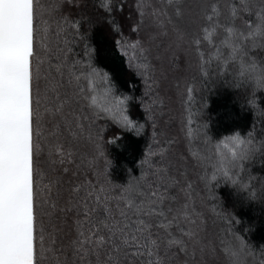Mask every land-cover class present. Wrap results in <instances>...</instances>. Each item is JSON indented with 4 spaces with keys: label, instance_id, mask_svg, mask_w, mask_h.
Masks as SVG:
<instances>
[{
    "label": "trees",
    "instance_id": "16d2710c",
    "mask_svg": "<svg viewBox=\"0 0 264 264\" xmlns=\"http://www.w3.org/2000/svg\"><path fill=\"white\" fill-rule=\"evenodd\" d=\"M51 2L42 0L41 20H47L51 28L45 38L41 24L37 41L39 127L44 140L58 138L73 150L74 163L66 165L69 171L65 174L50 164L47 150L38 161L41 187L49 181H59L52 188L48 203H41L38 208V227L44 230V247L47 249L54 239L62 261L82 264L73 256L70 246L75 237L77 212L59 209L71 206L73 184L90 180L107 187L111 196L119 195L117 189L124 188L134 199H147L159 186L170 198L164 204L165 209L189 204L196 223L182 222V227L196 232L198 242L188 241L185 252L175 249L169 252L170 264H229L223 248L235 247L238 243L235 236L241 237L254 253L247 257V264H261L264 260V148L261 147L264 91L242 81L233 65H221L214 58L217 49L203 40L200 51L205 63L202 67L193 44L202 35L201 28L208 24L204 19L208 5L220 6V20L225 23L228 0H181L182 15L177 16L173 8H167L163 28L156 27L148 16L139 24L137 0H110L111 12L105 10L104 0H71L49 15L47 6ZM151 2L162 7L159 0ZM62 17L78 22L79 27L60 23ZM234 23L243 27L241 19ZM137 24L139 31H132ZM114 25L118 29L114 30ZM58 27L63 28L59 35ZM222 38L223 33L214 37L217 44ZM122 40L128 44L140 41L143 53L139 48L118 46L117 41ZM251 55L264 61V49H257ZM139 62L150 65L147 79L131 67ZM89 63L108 74L114 97L129 98L128 114L142 127L128 131L104 116L93 115L70 75V70L80 72ZM56 64L63 65L60 72L56 71ZM79 86H86V81L81 80ZM106 86L103 82L96 86L98 96ZM62 102L60 113L45 111L46 108L54 110ZM236 133L251 139L258 150L240 167L232 169L238 184L233 185L219 175L212 180L216 143ZM90 134L101 138L105 153L102 159L93 160L96 154ZM113 138L115 142L108 143ZM192 152H199L209 160L202 165L193 158ZM240 185H247V191ZM140 191L144 195L138 198L136 193ZM249 193L254 196L250 197ZM53 201L57 204L55 211L50 207ZM111 207L119 218L116 201L111 202ZM152 221L155 223V218ZM171 231L181 236L175 226ZM40 258L43 264H55L51 255ZM127 259L128 264H138L136 258Z\"/></svg>",
    "mask_w": 264,
    "mask_h": 264
},
{
    "label": "snow or ice",
    "instance_id": "6c2138e0",
    "mask_svg": "<svg viewBox=\"0 0 264 264\" xmlns=\"http://www.w3.org/2000/svg\"><path fill=\"white\" fill-rule=\"evenodd\" d=\"M64 2L71 3V0H52L47 6L48 14L54 15ZM159 2L162 7L154 6L151 0H137L139 24H143L148 16L156 27L163 28L169 7L174 9L175 15H182L181 0ZM103 6L108 12L113 10L110 0H104ZM43 7L42 0H0V264H43L40 257L44 255H51L55 264H66L57 255L54 239L47 249L44 247V230L42 226L38 227V208L41 203H48L52 188L59 183L52 180L43 187L38 183L42 175L38 169L41 154L47 150L50 164L65 174L69 171L66 165L74 163L73 150L58 138L44 140L39 127L41 101L36 89L40 79L37 41L41 24L45 38L51 28L47 20H41ZM120 8L122 10L123 5ZM226 9L225 23H221L222 12L217 3H210L205 11L204 19L208 24L201 28L202 35L193 41L202 67L205 63L200 51L203 40L217 49L214 58L221 65H233L235 74L242 81L264 91V61L251 55L257 49H264V0H228ZM237 19L243 21L242 28L235 25ZM60 23H71L73 28L79 27L78 22H69L66 17H62ZM139 24L132 31H139ZM118 27L114 25V30ZM62 31L63 28L58 27L57 35ZM220 33H223V38L217 44L214 37ZM117 44L139 48L142 53L144 51L140 41L128 44L122 40L117 41ZM222 49L227 50L226 54ZM45 51H48L46 45ZM54 67L60 72L63 65L56 64ZM131 67L147 79L150 69L147 62L134 63ZM70 75L96 118L104 116L117 127L128 131L142 127L128 114L129 98L121 99L112 95L107 73L89 63L80 72L70 70ZM81 80L86 81V86H79ZM101 82L107 86L103 88L102 95L98 96L96 86ZM49 83L52 90H55V85L51 81ZM62 108L63 102L54 110L46 108L45 111L56 114ZM188 136L191 137V132ZM89 139L94 143L96 155L93 160L102 159L105 153L101 138L90 134ZM114 142L115 138L108 141ZM261 147L264 148V144ZM257 150L251 139H244L239 133L218 141L211 179L216 180L219 175L233 185L238 184L232 169L240 167ZM191 155L202 165L209 160L199 152H192ZM240 187L245 191L248 189L247 185ZM117 191L119 195L111 196L104 185L84 180L71 186V206L59 209H75L77 212L74 221L75 237L70 246L73 256L82 264L85 261L87 264H128L129 256L136 258L138 264H170L169 252L173 249L185 252L188 241L198 242L196 232L186 231L182 227V222L196 223L188 203L176 209H165L164 204L170 198L166 190L161 191L159 186L150 192L147 199H134L124 188ZM143 195L142 191L136 193L138 198ZM249 195L254 196V193ZM77 197L79 199L72 204ZM112 201H116L119 218L113 214ZM50 207L53 211L57 210L56 202L53 201ZM152 218H155V223ZM173 226L180 230V237L171 231ZM234 240L238 242L235 247L225 245L223 248L229 264H247V257L254 253L241 237L235 236ZM261 264H264V260Z\"/></svg>",
    "mask_w": 264,
    "mask_h": 264
}]
</instances>
